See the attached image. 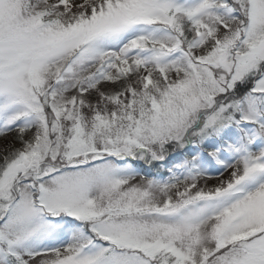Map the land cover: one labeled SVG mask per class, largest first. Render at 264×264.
Returning a JSON list of instances; mask_svg holds the SVG:
<instances>
[{"label": "snow or ice", "instance_id": "6c2138e0", "mask_svg": "<svg viewBox=\"0 0 264 264\" xmlns=\"http://www.w3.org/2000/svg\"><path fill=\"white\" fill-rule=\"evenodd\" d=\"M0 264H264V0H0Z\"/></svg>", "mask_w": 264, "mask_h": 264}]
</instances>
